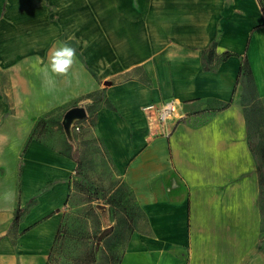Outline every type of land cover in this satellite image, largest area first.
Instances as JSON below:
<instances>
[{
  "label": "crops",
  "instance_id": "obj_1",
  "mask_svg": "<svg viewBox=\"0 0 264 264\" xmlns=\"http://www.w3.org/2000/svg\"><path fill=\"white\" fill-rule=\"evenodd\" d=\"M56 41L76 48L78 63L49 92L33 58L46 62ZM210 48L230 55L207 61ZM244 62L264 119L257 0H0V264H47L80 167L100 193L133 201L118 264H264L237 96ZM167 88L179 105L161 130L140 106ZM93 97L104 102L76 124V152L30 139L39 119L58 113L60 123ZM215 102L228 107L206 111ZM16 208L25 210L13 223Z\"/></svg>",
  "mask_w": 264,
  "mask_h": 264
},
{
  "label": "rangeland",
  "instance_id": "obj_2",
  "mask_svg": "<svg viewBox=\"0 0 264 264\" xmlns=\"http://www.w3.org/2000/svg\"><path fill=\"white\" fill-rule=\"evenodd\" d=\"M212 59L219 58L213 56L210 61ZM238 85V102L244 107L247 121V142L257 175V206L262 219L256 249L264 253L263 109L254 95L252 83L246 76L240 77ZM226 107H228L227 104L215 102L206 108V111L215 113ZM44 119V127L38 129L34 138L65 152H71V147L63 138H60L62 130L59 126V114L51 113ZM92 121L90 116L89 123ZM81 170L80 167V176L74 177L70 210L66 212L63 225L65 230L62 232L63 235H60L59 245L61 243V246L53 253L47 264H118L126 233L133 227L130 224L136 211L133 201L130 194L124 191L115 193L113 197L108 196L107 193H100L85 179ZM96 204L107 205V213L102 216L96 209ZM126 219L130 222L126 223Z\"/></svg>",
  "mask_w": 264,
  "mask_h": 264
},
{
  "label": "clouds",
  "instance_id": "obj_3",
  "mask_svg": "<svg viewBox=\"0 0 264 264\" xmlns=\"http://www.w3.org/2000/svg\"><path fill=\"white\" fill-rule=\"evenodd\" d=\"M218 52L226 51V49H218ZM33 67L42 79L43 88L46 91H53L56 85L57 77H66L70 73L73 66L78 63L76 48L64 41H56L49 50L46 62L39 57L33 58ZM5 203H13L15 193L12 191L6 192L3 195Z\"/></svg>",
  "mask_w": 264,
  "mask_h": 264
},
{
  "label": "trees",
  "instance_id": "obj_4",
  "mask_svg": "<svg viewBox=\"0 0 264 264\" xmlns=\"http://www.w3.org/2000/svg\"><path fill=\"white\" fill-rule=\"evenodd\" d=\"M257 1H258L259 5H260V7H261V9H262V11H263V13H264V0H257ZM229 55H230L229 53H224L221 57H218V56H217V57H218L219 59H221V60H225ZM204 56H206V60H207V61H208L209 59H211V58L214 56L213 49H212V48L208 49V50L205 52ZM203 68H204V70H209V68H208V66H207V62L205 61V58H204V67H203ZM240 75H241V76H246L247 79L252 83L251 72H250V68H249V65H248L247 62H244V63L242 64V67H241V69H240ZM252 86H253V83H252ZM253 92H254V86H253ZM91 97H92V96H91ZM101 102H104V101H102L101 98L93 97V103H92L89 107H87L86 112H87L88 114H91V113L97 108V106H98ZM105 104H106L109 108H111V106L108 104V102H105ZM111 109H112V108H111ZM44 120H45L44 118H41V119H39V120L36 122V124H35V126H34L32 132H31V134H30V139H33V138L35 137V135L37 134V131H38L39 128H43V127H44V125H45V121H44ZM59 126H60V129L62 130L60 123H59ZM76 175L80 176V171H79V170L76 172ZM24 210H25V209H23V208H16V212H15V214H14L13 223L17 222V221L20 219V217H21V215L23 214ZM64 218H65V217H64ZM64 224H65V220L62 222V224H61V226H60V229H59V231H58V235H57V237H56V241H55V243H54V246H53V248H52V252H51V254H50V256H49V259H48V262H47V263H49V261L51 260V258H52V256H53V253H54L55 251H57V249L61 246V243H60V245H59V241L61 240L60 235H63L62 232L65 230V229H64V226H63Z\"/></svg>",
  "mask_w": 264,
  "mask_h": 264
},
{
  "label": "built area",
  "instance_id": "obj_5",
  "mask_svg": "<svg viewBox=\"0 0 264 264\" xmlns=\"http://www.w3.org/2000/svg\"><path fill=\"white\" fill-rule=\"evenodd\" d=\"M179 102L169 88L165 89L158 102L147 103L140 106V111L152 124L157 125L161 130L174 117ZM75 125L74 129H77Z\"/></svg>",
  "mask_w": 264,
  "mask_h": 264
},
{
  "label": "water",
  "instance_id": "obj_6",
  "mask_svg": "<svg viewBox=\"0 0 264 264\" xmlns=\"http://www.w3.org/2000/svg\"><path fill=\"white\" fill-rule=\"evenodd\" d=\"M111 85L109 81H104L102 83L103 89L100 96H103L107 91L108 87ZM87 117L86 109L83 105H76L68 108L60 120V125L62 128V133L65 137L66 142L73 148L72 151L76 152L77 144L74 139V127L77 123L85 120ZM96 209L101 212V214L106 213V206L102 204H96ZM104 233L102 234V236ZM101 236V237H102Z\"/></svg>",
  "mask_w": 264,
  "mask_h": 264
}]
</instances>
